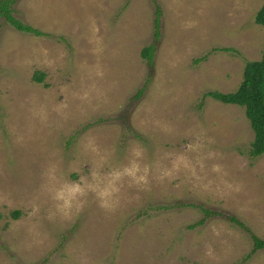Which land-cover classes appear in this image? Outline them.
<instances>
[{
	"label": "rangeland",
	"instance_id": "obj_1",
	"mask_svg": "<svg viewBox=\"0 0 264 264\" xmlns=\"http://www.w3.org/2000/svg\"><path fill=\"white\" fill-rule=\"evenodd\" d=\"M262 3L15 0L46 34L0 26V264H264L222 214L264 239V152L205 94L260 57Z\"/></svg>",
	"mask_w": 264,
	"mask_h": 264
},
{
	"label": "trees",
	"instance_id": "obj_2",
	"mask_svg": "<svg viewBox=\"0 0 264 264\" xmlns=\"http://www.w3.org/2000/svg\"><path fill=\"white\" fill-rule=\"evenodd\" d=\"M15 0H0V26L2 20L12 25L14 28L34 33L36 35L46 34L42 30L32 26L29 23L23 22L20 18L14 15L13 3ZM155 16L153 25V36L157 38L159 31V15L160 7L157 2L154 1ZM254 21L260 24L264 29V3L254 12ZM155 48L154 41L148 45L143 46L140 49L142 57L146 58L148 62L151 61L153 50ZM222 49H228V47H221ZM201 58V57H198ZM32 78L35 81H41L43 78V72L41 70H34ZM143 90V87L139 88L135 93V97H138ZM221 102L234 103L244 107V113L249 121V124L253 130V137L249 144L248 152L251 156H256L264 152V38L262 43L261 54L258 59L245 60L242 77L238 86L232 91H220V90H209L205 92ZM200 208L207 215L211 211L208 208L200 206ZM18 211H13L12 215L16 216ZM219 213V212H218ZM230 221H234L240 226H243L249 233L252 239V247L250 251L245 255L244 258H248L249 255L257 248L264 247V239L252 233L242 221H240L235 215L222 213ZM203 217L198 222L201 223ZM232 264H238L234 262Z\"/></svg>",
	"mask_w": 264,
	"mask_h": 264
},
{
	"label": "clouds",
	"instance_id": "obj_3",
	"mask_svg": "<svg viewBox=\"0 0 264 264\" xmlns=\"http://www.w3.org/2000/svg\"><path fill=\"white\" fill-rule=\"evenodd\" d=\"M70 192L73 195H78L80 192V188L78 186H76L75 184H73V186L70 189ZM56 196L58 199H60L62 201L61 203V207L67 209L71 206L72 204V199L69 196H65L64 191L63 190H58L56 193Z\"/></svg>",
	"mask_w": 264,
	"mask_h": 264
}]
</instances>
